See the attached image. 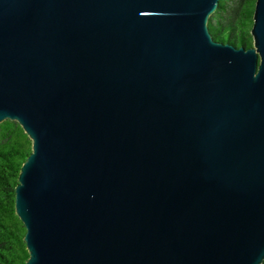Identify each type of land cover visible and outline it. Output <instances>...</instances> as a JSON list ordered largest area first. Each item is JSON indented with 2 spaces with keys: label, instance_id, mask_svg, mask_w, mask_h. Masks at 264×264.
Wrapping results in <instances>:
<instances>
[{
  "label": "water",
  "instance_id": "obj_1",
  "mask_svg": "<svg viewBox=\"0 0 264 264\" xmlns=\"http://www.w3.org/2000/svg\"><path fill=\"white\" fill-rule=\"evenodd\" d=\"M0 0V122L26 264H262L264 0Z\"/></svg>",
  "mask_w": 264,
  "mask_h": 264
},
{
  "label": "trees",
  "instance_id": "obj_2",
  "mask_svg": "<svg viewBox=\"0 0 264 264\" xmlns=\"http://www.w3.org/2000/svg\"><path fill=\"white\" fill-rule=\"evenodd\" d=\"M256 0H219L209 19L214 39L251 46ZM32 141L16 121L0 122V264H26V228L15 211V185ZM264 264V260L262 262Z\"/></svg>",
  "mask_w": 264,
  "mask_h": 264
}]
</instances>
